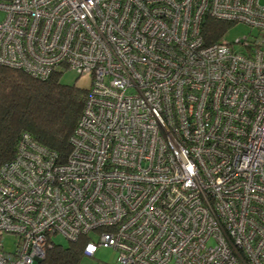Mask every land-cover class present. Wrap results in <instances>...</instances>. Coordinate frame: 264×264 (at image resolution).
I'll return each instance as SVG.
<instances>
[{
    "label": "built area",
    "instance_id": "built-area-1",
    "mask_svg": "<svg viewBox=\"0 0 264 264\" xmlns=\"http://www.w3.org/2000/svg\"><path fill=\"white\" fill-rule=\"evenodd\" d=\"M0 66L88 79L62 158L0 165V264L51 238L117 264H264V0H0ZM205 15L254 31L206 42ZM15 236L14 249L3 246Z\"/></svg>",
    "mask_w": 264,
    "mask_h": 264
},
{
    "label": "trees",
    "instance_id": "trees-1",
    "mask_svg": "<svg viewBox=\"0 0 264 264\" xmlns=\"http://www.w3.org/2000/svg\"><path fill=\"white\" fill-rule=\"evenodd\" d=\"M202 33L206 42L226 33L228 22L205 15ZM235 23V22H234ZM60 72L45 79L29 75L22 68L0 66V165L15 154L18 136L28 132L40 144L62 157L70 151L69 137L81 114L86 88L60 82ZM88 238L80 235L68 244L55 243L37 264H80Z\"/></svg>",
    "mask_w": 264,
    "mask_h": 264
},
{
    "label": "rangeland",
    "instance_id": "rangeland-1",
    "mask_svg": "<svg viewBox=\"0 0 264 264\" xmlns=\"http://www.w3.org/2000/svg\"><path fill=\"white\" fill-rule=\"evenodd\" d=\"M2 13H0L1 15ZM254 30L251 29V27L245 23L242 22H235L228 25L226 29V33L224 35V38L231 42V40H234L237 37H242L244 35H249ZM75 71L71 69L64 70L61 72L60 76V82L74 85V86H80L84 87L87 86L88 79L86 78H78V75L74 73ZM52 240L55 243H58L60 245L68 244L67 238L60 234H56L52 237ZM14 242H15V236L4 234L3 237V246L6 250H13L14 249ZM117 251L111 247V246H98L95 253L91 256L82 255L80 264H117Z\"/></svg>",
    "mask_w": 264,
    "mask_h": 264
}]
</instances>
